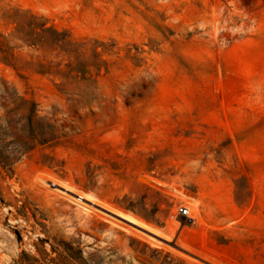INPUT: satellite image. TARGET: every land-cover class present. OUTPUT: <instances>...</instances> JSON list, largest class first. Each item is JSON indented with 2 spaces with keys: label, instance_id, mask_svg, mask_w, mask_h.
I'll use <instances>...</instances> for the list:
<instances>
[{
  "label": "rangeland",
  "instance_id": "obj_1",
  "mask_svg": "<svg viewBox=\"0 0 264 264\" xmlns=\"http://www.w3.org/2000/svg\"><path fill=\"white\" fill-rule=\"evenodd\" d=\"M0 264H264V0H0Z\"/></svg>",
  "mask_w": 264,
  "mask_h": 264
},
{
  "label": "trees",
  "instance_id": "obj_2",
  "mask_svg": "<svg viewBox=\"0 0 264 264\" xmlns=\"http://www.w3.org/2000/svg\"><path fill=\"white\" fill-rule=\"evenodd\" d=\"M31 45H40L48 51L54 59L39 66L38 73L52 76L60 80L58 86H64L67 81L75 80L91 72L89 69L100 71L106 63L100 60V54L94 49L96 63L80 64L78 59L82 56L85 45H76L71 42L70 36L65 32H58L52 27H46V22H40L37 17H30L29 34ZM80 56V57H79ZM59 59L58 61H56Z\"/></svg>",
  "mask_w": 264,
  "mask_h": 264
},
{
  "label": "built area",
  "instance_id": "obj_3",
  "mask_svg": "<svg viewBox=\"0 0 264 264\" xmlns=\"http://www.w3.org/2000/svg\"><path fill=\"white\" fill-rule=\"evenodd\" d=\"M177 213L179 216L185 217V218H192L191 209L189 206L181 205L177 208ZM29 248L32 249L31 246Z\"/></svg>",
  "mask_w": 264,
  "mask_h": 264
}]
</instances>
